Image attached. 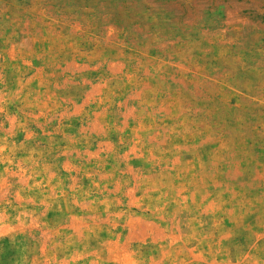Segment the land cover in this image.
<instances>
[{
    "label": "rangeland",
    "instance_id": "1",
    "mask_svg": "<svg viewBox=\"0 0 264 264\" xmlns=\"http://www.w3.org/2000/svg\"><path fill=\"white\" fill-rule=\"evenodd\" d=\"M0 264H264V0H0Z\"/></svg>",
    "mask_w": 264,
    "mask_h": 264
}]
</instances>
